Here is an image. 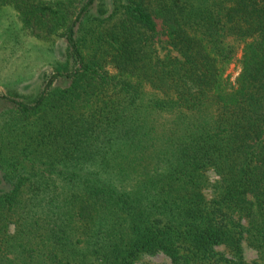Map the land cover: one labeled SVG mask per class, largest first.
<instances>
[{"label": "trees", "instance_id": "1", "mask_svg": "<svg viewBox=\"0 0 264 264\" xmlns=\"http://www.w3.org/2000/svg\"><path fill=\"white\" fill-rule=\"evenodd\" d=\"M1 6L67 64L0 95V264H264V0Z\"/></svg>", "mask_w": 264, "mask_h": 264}, {"label": "rangeland", "instance_id": "2", "mask_svg": "<svg viewBox=\"0 0 264 264\" xmlns=\"http://www.w3.org/2000/svg\"><path fill=\"white\" fill-rule=\"evenodd\" d=\"M65 47L63 40L44 41L34 37L24 29L13 7L1 6L0 95H11L22 101L34 100L42 89L45 76L65 70L67 64ZM238 71L237 65L229 68L228 74L232 80ZM58 83L62 84L60 81ZM209 175L213 181L214 175ZM244 257L247 262H251L256 258V254L245 248ZM142 262L169 264L168 259L159 254L147 256Z\"/></svg>", "mask_w": 264, "mask_h": 264}]
</instances>
